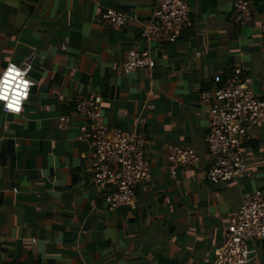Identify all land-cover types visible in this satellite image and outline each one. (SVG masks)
I'll list each match as a JSON object with an SVG mask.
<instances>
[{
  "label": "crops",
  "instance_id": "1",
  "mask_svg": "<svg viewBox=\"0 0 264 264\" xmlns=\"http://www.w3.org/2000/svg\"><path fill=\"white\" fill-rule=\"evenodd\" d=\"M184 1L191 24L173 40L147 42L140 26L151 0H0V70L12 62L33 81L21 112L0 109V264H213L229 217L264 188V118L239 149L244 173L211 182L200 90L239 64L248 91L264 97V0H250L243 25L229 19L234 0ZM108 6L129 15L119 29L101 23ZM131 46L149 47L154 65L124 70ZM89 91L110 128L148 136L150 178L137 183L134 207L110 209L92 181L85 120L74 111ZM172 143L196 154L174 173ZM246 246L245 258L227 264H264V240Z\"/></svg>",
  "mask_w": 264,
  "mask_h": 264
},
{
  "label": "built area",
  "instance_id": "2",
  "mask_svg": "<svg viewBox=\"0 0 264 264\" xmlns=\"http://www.w3.org/2000/svg\"><path fill=\"white\" fill-rule=\"evenodd\" d=\"M151 4L150 18L140 26V35L147 42L173 40L191 24L184 0H151ZM253 12L250 0H234L229 19L243 25L253 18ZM128 17L125 10L110 6L105 7L100 15L101 23L111 29L122 27ZM261 30L264 34V22ZM154 62L149 47L131 46L124 51L122 67L124 70L152 67ZM9 64L14 63L4 65L0 76ZM14 65L25 71L23 66ZM23 78L31 82L30 86L33 84L26 75ZM200 97L207 105L205 141L211 158L204 171L205 178L218 182L242 175L246 166L239 149L248 129L264 118V97H256L248 91L244 70L239 64H235L225 77L215 74L213 84L200 90ZM100 100L98 93L89 91L74 101V111L85 120V124L79 127L80 135L88 141L94 158L90 169L92 181L99 191L103 190L101 196L110 209L122 205L134 207L137 183L150 178L149 162L144 156L149 139L143 130L137 128H110L100 119ZM5 103L0 101V109L9 112ZM60 120L65 122L63 116ZM166 159L171 173H174L178 167L192 165L196 154L192 147L172 143L167 147ZM110 185L112 187L106 189ZM252 238L264 240V188L246 195L229 217L223 240L213 251V264L242 260L248 253L246 242Z\"/></svg>",
  "mask_w": 264,
  "mask_h": 264
},
{
  "label": "clouds",
  "instance_id": "3",
  "mask_svg": "<svg viewBox=\"0 0 264 264\" xmlns=\"http://www.w3.org/2000/svg\"><path fill=\"white\" fill-rule=\"evenodd\" d=\"M26 74V70L21 71L14 64H9L3 76H0V101H6L4 107L9 112H21L22 101L28 98L31 82L23 78Z\"/></svg>",
  "mask_w": 264,
  "mask_h": 264
},
{
  "label": "water",
  "instance_id": "4",
  "mask_svg": "<svg viewBox=\"0 0 264 264\" xmlns=\"http://www.w3.org/2000/svg\"><path fill=\"white\" fill-rule=\"evenodd\" d=\"M167 263L168 264H180L178 261L173 260V259H168ZM189 264H195V263L192 262V263H189Z\"/></svg>",
  "mask_w": 264,
  "mask_h": 264
}]
</instances>
